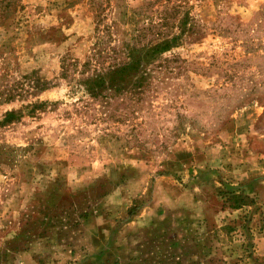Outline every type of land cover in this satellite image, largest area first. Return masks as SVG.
Instances as JSON below:
<instances>
[{
  "label": "rangeland",
  "instance_id": "obj_1",
  "mask_svg": "<svg viewBox=\"0 0 264 264\" xmlns=\"http://www.w3.org/2000/svg\"><path fill=\"white\" fill-rule=\"evenodd\" d=\"M6 111L0 264H264V0H0Z\"/></svg>",
  "mask_w": 264,
  "mask_h": 264
},
{
  "label": "trees",
  "instance_id": "obj_2",
  "mask_svg": "<svg viewBox=\"0 0 264 264\" xmlns=\"http://www.w3.org/2000/svg\"><path fill=\"white\" fill-rule=\"evenodd\" d=\"M127 67H128V65L123 67L121 70H125ZM20 114H21L20 112H16V111H6L3 114L2 118L0 119V125H6V124L16 120L20 116Z\"/></svg>",
  "mask_w": 264,
  "mask_h": 264
}]
</instances>
